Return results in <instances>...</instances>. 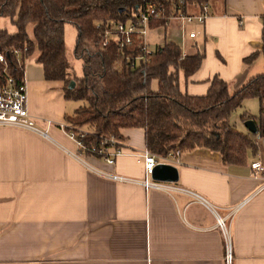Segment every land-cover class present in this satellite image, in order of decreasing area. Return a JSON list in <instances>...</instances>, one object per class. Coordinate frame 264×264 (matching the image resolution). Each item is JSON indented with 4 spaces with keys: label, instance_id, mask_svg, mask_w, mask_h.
Returning <instances> with one entry per match:
<instances>
[{
    "label": "crops",
    "instance_id": "0c3cea01",
    "mask_svg": "<svg viewBox=\"0 0 264 264\" xmlns=\"http://www.w3.org/2000/svg\"><path fill=\"white\" fill-rule=\"evenodd\" d=\"M207 4L202 26L173 21L145 34L150 49L171 42L203 55L194 74L179 78L193 97H205L215 77L233 94L264 75V0ZM39 56L35 48L24 65L33 128L0 125V264H226L227 245L231 264H264V175L250 167L264 166V138L252 116L240 118L258 141L245 165L210 150L181 153L164 162L179 169L178 183L147 190L144 130H121L113 165L82 154L59 127L82 102L65 98L63 81L46 80Z\"/></svg>",
    "mask_w": 264,
    "mask_h": 264
},
{
    "label": "trees",
    "instance_id": "16d2710c",
    "mask_svg": "<svg viewBox=\"0 0 264 264\" xmlns=\"http://www.w3.org/2000/svg\"><path fill=\"white\" fill-rule=\"evenodd\" d=\"M142 1L0 0V18H10L16 27L15 32L0 28V54L8 62L9 75L17 83L23 82L25 60L36 48L46 80L63 81L65 98L85 104L66 121L72 128L88 131L80 139L87 148H99L106 137L121 142L122 129L140 128L146 149L158 157L177 149L181 153L204 149L218 153L225 164L245 165L250 154H257L258 141L229 119L244 101L259 100L257 136L264 138V75L251 78L233 94L227 82L215 77L205 97H193L181 91L179 78L188 79L201 67L204 57L199 52L184 54L176 43L168 42L147 55L135 39L124 47L116 40L102 46V31L134 18ZM158 1L170 10L176 0ZM185 1L202 5L210 0ZM32 24L35 41L27 34ZM69 24L77 32L74 53L83 62L82 78L76 76L67 58L64 29ZM166 24L158 21L152 26ZM71 82L76 85L70 89ZM5 83L0 65V85Z\"/></svg>",
    "mask_w": 264,
    "mask_h": 264
},
{
    "label": "built area",
    "instance_id": "2783aa9c",
    "mask_svg": "<svg viewBox=\"0 0 264 264\" xmlns=\"http://www.w3.org/2000/svg\"><path fill=\"white\" fill-rule=\"evenodd\" d=\"M170 10L167 6L158 0H143L141 8L138 13H135L134 18L128 22H118L113 24L107 29L102 31L104 41L102 46H106L112 40H116L120 47L131 44L132 40L142 43V51L147 55H151L153 51L145 42V34L152 27L153 23L158 21H165L167 24L173 21H181L188 25L202 26L207 18L209 5L202 3V5L190 4L185 0L172 1ZM190 38H195V32L189 33ZM26 51V49H25ZM24 51V52H25ZM14 55L19 56V51H14ZM0 65L3 74L6 77V83L0 85V125L17 126L21 128H33L34 121L27 109V87L24 82L17 83L15 79L8 73V62L4 55L0 54ZM51 122H48V126ZM60 128L66 130L71 139L77 142L79 151L82 154H91L113 165L118 155L122 154L121 143L116 141L113 137H106L102 141L99 148H87L82 142L81 138L87 135L88 131L78 130L66 124H60ZM145 170V179L143 185L147 190L149 188H158L159 185L152 179L153 169L157 164L173 160L178 162L179 157L182 155L181 151L177 149L174 153H169L168 156L158 157L145 149L140 153ZM252 175L254 177H262L264 175V166L260 161H255L250 166ZM219 227L224 228V221L219 220ZM231 245L226 246V264H231L232 257L230 255Z\"/></svg>",
    "mask_w": 264,
    "mask_h": 264
},
{
    "label": "rangeland",
    "instance_id": "374dc122",
    "mask_svg": "<svg viewBox=\"0 0 264 264\" xmlns=\"http://www.w3.org/2000/svg\"><path fill=\"white\" fill-rule=\"evenodd\" d=\"M0 28L7 29L8 31L15 30L16 27L15 25L12 24L10 18L5 19V18H0ZM76 29L73 25L69 24L65 26L64 29V38H65V44H66V53H67V58L69 61V64L71 68H73L74 73L78 78L84 77V68H83V62L82 60L76 58L75 53H74V48L76 44ZM89 51H92V47H89ZM91 81H94V78H90ZM154 87H156V84H154ZM85 104L83 103H78L79 106H84ZM243 108H239L230 116V123L235 126L239 131L244 132L243 128L244 123L241 122V117L243 115L247 114V117H253L257 122L261 116V107L259 104V100L255 98H250L246 101L243 102ZM86 130V129H84ZM87 131V130H86Z\"/></svg>",
    "mask_w": 264,
    "mask_h": 264
},
{
    "label": "water",
    "instance_id": "95a60500",
    "mask_svg": "<svg viewBox=\"0 0 264 264\" xmlns=\"http://www.w3.org/2000/svg\"><path fill=\"white\" fill-rule=\"evenodd\" d=\"M124 12V10H120ZM76 83L71 82V88H74ZM152 179L160 183H171L176 184L179 180V169L168 163L157 164L153 169Z\"/></svg>",
    "mask_w": 264,
    "mask_h": 264
}]
</instances>
